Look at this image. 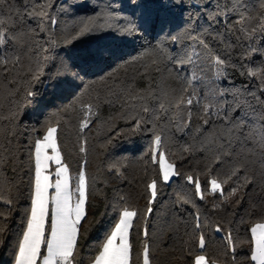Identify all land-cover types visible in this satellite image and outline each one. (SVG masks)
<instances>
[{
    "label": "snow or ice",
    "instance_id": "snow-or-ice-1",
    "mask_svg": "<svg viewBox=\"0 0 264 264\" xmlns=\"http://www.w3.org/2000/svg\"><path fill=\"white\" fill-rule=\"evenodd\" d=\"M74 7L88 4L0 0V248L10 247L9 264H153L163 230L150 232L149 221L168 211L185 225L179 247L168 245L182 264H264V0H163L155 7L164 14L147 19L124 14L145 7L137 0H105L61 19ZM153 25L155 43L95 79H84L95 54L67 50L85 38H141ZM129 65L136 75L122 79ZM65 86L79 89L68 103L36 124L22 120ZM105 109L115 114L105 120ZM105 125L94 153L150 134L137 158L143 209L122 189L105 191L112 180L132 183L127 157L89 174V134ZM98 227L102 239L86 245Z\"/></svg>",
    "mask_w": 264,
    "mask_h": 264
},
{
    "label": "trees",
    "instance_id": "trees-1",
    "mask_svg": "<svg viewBox=\"0 0 264 264\" xmlns=\"http://www.w3.org/2000/svg\"><path fill=\"white\" fill-rule=\"evenodd\" d=\"M59 2H64V0H59ZM68 5H80L81 3H87L88 7H74L72 12L74 15L69 14L67 16L61 15V19L71 20L74 19L75 16L90 14L92 8L98 3H104L105 0H66ZM125 4H127L128 0H123ZM163 2V0H137V3H141L145 5L143 9L139 8H127L124 12L125 15H131L133 11L136 12V18H139L140 13L143 12L145 19L150 18L151 16L159 13L164 14L163 10L155 7L159 3ZM200 2V0H197ZM250 3H255V0H249ZM173 19H178L177 17H173ZM158 31V28L153 25L148 28V31L144 33L141 38H117V39H106L103 41H96L94 38H85L83 41L77 42V45L70 46L67 50L71 52L74 56L83 57L85 53H93L95 54V59L90 63H85L84 67L88 72V75L84 77L85 80L95 79L100 75H103L114 68L118 63H121L123 60L129 59L132 56H135L138 52L142 50L143 47L149 46L150 43H155V35ZM138 69V65L133 66L129 65L127 69L120 70V77L122 79L125 78V71L127 73V79L131 80L133 76L136 75ZM231 72V69H229ZM233 78L237 84H240L243 81V78L239 76L238 73H233ZM79 83V82H77ZM140 86H143V82L138 80ZM221 87H226V81H220ZM79 89H72L68 86L64 88L55 90L53 95H50L46 98L45 104L40 109H29L25 112L22 120L28 124H36L37 121L42 120L48 112L55 110L56 108L68 103L72 96ZM113 111L110 113L107 109L103 112V119L107 120L109 115H114ZM122 124V121H119ZM107 130V125L100 129L101 135H96V129H93L89 134V165L88 171L91 175H100L98 172V166L106 165L113 160L120 159L122 157H127L126 161L128 167L126 168V176L128 181L132 183H128L125 181L124 183H120L117 180H112L109 186L105 189L109 198L113 195L114 189H122L124 193L129 195L128 203L132 206L139 207L143 209L145 205V201L140 197L139 193L142 187V181L145 178V168L144 162L138 160L137 158L144 152L147 147L148 141L150 140V134H143L142 136L133 137L131 140H120L117 141V147L109 149L105 152L94 153L91 151L94 145L103 141V133ZM75 142L74 135L66 141L69 149L72 148V145ZM169 151H176L178 153V148L174 145L169 146ZM68 162L72 168L73 175L78 171L80 156L72 155L67 157ZM148 175H151V167L148 168ZM206 178L201 177L202 183ZM176 185H173L171 188L166 189L164 195V201L168 204L169 208H171L170 199H174L173 189ZM254 200L258 202L259 197L254 196ZM201 204L202 207H206L203 202L197 201ZM248 205H243L238 212L243 213L244 209L247 208ZM103 211V203L98 201L97 208L94 211L95 215H99V213ZM185 219H188L185 216ZM19 217L16 216L13 220L12 225H10L13 232H15L18 228ZM155 224L159 229H162V233L160 235V239L164 242V246L156 249L154 247V255H153V264H182L181 261L176 259L179 255L178 252H174L171 248H168L169 244L175 243L176 247H179V241L183 236L185 225L180 222L178 219L174 220L171 215V212L168 211L167 214L164 212H158L150 218V232L151 226ZM173 225V227H170ZM103 227H98L94 229L88 237V240L85 241V244H94L98 243L99 240L103 237ZM175 233L176 240H172V236ZM134 242L138 241L135 238V232L133 233ZM10 247L8 249L0 248V264H9L10 261Z\"/></svg>",
    "mask_w": 264,
    "mask_h": 264
}]
</instances>
